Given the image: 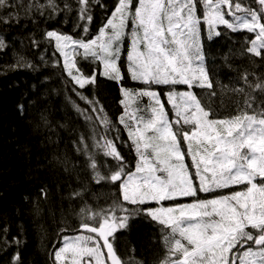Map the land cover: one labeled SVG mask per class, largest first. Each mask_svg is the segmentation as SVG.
<instances>
[{"label":"snow or ice","instance_id":"1","mask_svg":"<svg viewBox=\"0 0 264 264\" xmlns=\"http://www.w3.org/2000/svg\"><path fill=\"white\" fill-rule=\"evenodd\" d=\"M91 2L78 0L81 21L91 23ZM250 3L255 7L241 0H199L200 15L198 0H116L91 39L55 30L45 33V39L62 59L64 74L73 85L84 89L96 82L98 73L117 82L123 78L118 66L120 42L130 24L128 72L133 81L148 86L136 92L120 88L124 114L119 123L136 155L134 170H129L113 140L104 136L96 147L117 162L115 168L102 175L96 170L97 162L91 161L96 183L107 181L116 186L122 202L100 211L81 209L86 212L80 224L81 234L62 237L61 246H54L53 264H124L109 238L127 227L129 219L141 211L167 230L163 235L167 254L161 264H264V107L257 111L249 97L236 114L219 118L193 91L212 88L204 67L202 25L207 27L209 39L221 35L218 26L234 33L246 31L252 34L246 51L256 57L262 55L264 0ZM49 4L55 7L51 0ZM8 6V0H0V8ZM88 32V24H84L83 33ZM78 56L99 62L102 72L94 69L92 74H85ZM152 85L186 86L184 91L166 92L171 116ZM255 88L262 89L264 84L257 83ZM77 94L97 113L96 119L107 131L111 122L100 115L103 106L97 109L98 102ZM140 96L150 101L147 118L129 113L131 104ZM184 145L195 168L194 176H190L185 163ZM235 186L243 188L192 203L136 207L197 198L200 193ZM19 259L17 254L12 264H18Z\"/></svg>","mask_w":264,"mask_h":264},{"label":"trees","instance_id":"2","mask_svg":"<svg viewBox=\"0 0 264 264\" xmlns=\"http://www.w3.org/2000/svg\"><path fill=\"white\" fill-rule=\"evenodd\" d=\"M241 2L255 7L250 0ZM8 3L0 8V40L4 43L0 47V264H12L17 254L18 264H53L54 246H61L62 237L80 234V224L86 219L81 209L100 211L120 201L116 186L107 181L96 183L91 161L97 162L96 170L102 175L115 168L117 162L96 147L104 136L113 140L129 170H134L136 155L119 123L124 114L120 88L139 86L128 85L121 67V82L98 73L94 84L79 89L64 74L59 54L45 39L51 30L91 39L116 0H92L91 23L80 20L78 0H51L55 7L49 0ZM198 10H202L199 0ZM84 24L89 27L87 34ZM218 30L220 36H201L212 88L193 91L219 118L236 114L249 97L259 111L264 107V88L255 85L264 84V50L260 57L246 51L252 38L246 31L234 33L223 26ZM77 61L85 74L94 69L102 72L97 61L80 56ZM77 93L98 102L97 109L103 106L100 115L111 122L107 131ZM165 231L141 211L110 240L115 241L124 264H161Z\"/></svg>","mask_w":264,"mask_h":264},{"label":"rangeland","instance_id":"3","mask_svg":"<svg viewBox=\"0 0 264 264\" xmlns=\"http://www.w3.org/2000/svg\"><path fill=\"white\" fill-rule=\"evenodd\" d=\"M136 2H138V0H134V3H136ZM198 12H199V10H198ZM199 13H200V15H202V10ZM203 33H206V35L208 37L209 34L207 31V27L205 25H203L201 27V36ZM130 34H131V25L129 24L128 28L126 29V34L120 42L121 55H120V60H119L118 66L120 68L122 67L125 70V73L128 77V79H127L128 85L132 84V85H138L139 86V88H134V87L131 88V87H129L130 86L129 85V86L124 87V88H126L130 91L136 92V91H139L142 89H147L148 86L141 84L139 82L133 81L131 79L130 73L128 72V63L129 62L127 60V55L131 49V36H130ZM80 57H81V59L85 60L82 56H80ZM121 81H122V79L119 82H121ZM151 89L157 91L161 95L162 100L166 105V110L168 111L169 115L171 116L172 109H171L170 105H167L166 92L169 90L184 91V90H186V86H184V85H177V86L152 85ZM149 104H150V101H149L148 97H146V96L137 97L136 103L131 104V107L129 108V113H135L137 116H143V117L147 118L148 116H150V112L148 111ZM183 151L185 153V163L189 167V174H190V176H194L195 175V168L192 167L191 157L187 155L188 149H187L186 145L183 146ZM196 186L197 187L199 186L198 180L196 181ZM242 188H243V186H235L234 188H231V189L219 190L218 192L200 193L199 197H197V198H193V197L179 198L177 201H162L160 204H156L155 202H153V203L145 204V205H148L151 208H156V207H161V206L169 207V206H172L174 203H192V202H194L195 199H198V198L199 199H203V198L211 199V198H213V197H215L221 193L229 194L230 192L235 191V190H242ZM123 229H120V230H123ZM113 244H116L115 241H113ZM159 249L161 251L160 246H159ZM166 254H167V249L165 246L162 245V258L160 259V261H162V259L165 258Z\"/></svg>","mask_w":264,"mask_h":264},{"label":"flooded vegetation","instance_id":"4","mask_svg":"<svg viewBox=\"0 0 264 264\" xmlns=\"http://www.w3.org/2000/svg\"><path fill=\"white\" fill-rule=\"evenodd\" d=\"M116 232H117V231H116ZM116 232H115V233H116ZM115 233H114V234H115ZM109 239H111V237H110Z\"/></svg>","mask_w":264,"mask_h":264},{"label":"water","instance_id":"5","mask_svg":"<svg viewBox=\"0 0 264 264\" xmlns=\"http://www.w3.org/2000/svg\"><path fill=\"white\" fill-rule=\"evenodd\" d=\"M102 243V242H101Z\"/></svg>","mask_w":264,"mask_h":264}]
</instances>
